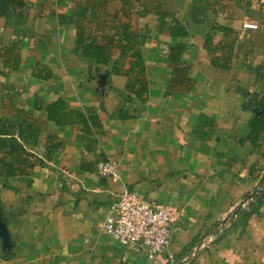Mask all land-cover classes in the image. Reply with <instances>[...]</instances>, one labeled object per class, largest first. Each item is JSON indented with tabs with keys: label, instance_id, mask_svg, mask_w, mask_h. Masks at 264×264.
I'll use <instances>...</instances> for the list:
<instances>
[{
	"label": "crops",
	"instance_id": "crops-1",
	"mask_svg": "<svg viewBox=\"0 0 264 264\" xmlns=\"http://www.w3.org/2000/svg\"><path fill=\"white\" fill-rule=\"evenodd\" d=\"M27 3L0 17V264H264V0ZM124 188L177 210L154 260L100 231Z\"/></svg>",
	"mask_w": 264,
	"mask_h": 264
},
{
	"label": "built area",
	"instance_id": "built-area-1",
	"mask_svg": "<svg viewBox=\"0 0 264 264\" xmlns=\"http://www.w3.org/2000/svg\"><path fill=\"white\" fill-rule=\"evenodd\" d=\"M95 173L99 178H120L118 168L111 159L96 162ZM242 205L245 206V203ZM176 215L173 205L144 199L136 191L124 188L101 220L100 231L114 242L136 248L149 260H154L172 242ZM205 246L204 241L193 245L188 251V259H195Z\"/></svg>",
	"mask_w": 264,
	"mask_h": 264
},
{
	"label": "trees",
	"instance_id": "trees-1",
	"mask_svg": "<svg viewBox=\"0 0 264 264\" xmlns=\"http://www.w3.org/2000/svg\"><path fill=\"white\" fill-rule=\"evenodd\" d=\"M10 2H13L11 0H0V17L6 16V15H18L19 17H23L27 11L28 6L25 4L23 0H18V4L20 6L19 12H13L10 11L11 5ZM84 10V9H83ZM81 10V14L84 13V11ZM82 35L80 34L78 36V43L81 42ZM83 39V38H82ZM83 41V40H82ZM82 53L86 56L94 57L98 60H100L101 57H104V52L99 46L87 44L82 45ZM89 53L91 55H89ZM88 54V55H87ZM264 126V108H262L261 113L252 121V132L251 134H257L260 127Z\"/></svg>",
	"mask_w": 264,
	"mask_h": 264
},
{
	"label": "water",
	"instance_id": "water-1",
	"mask_svg": "<svg viewBox=\"0 0 264 264\" xmlns=\"http://www.w3.org/2000/svg\"><path fill=\"white\" fill-rule=\"evenodd\" d=\"M0 244L2 250H10L12 248V242L10 237V232L6 223L4 222L2 215L0 213Z\"/></svg>",
	"mask_w": 264,
	"mask_h": 264
},
{
	"label": "rangeland",
	"instance_id": "rangeland-1",
	"mask_svg": "<svg viewBox=\"0 0 264 264\" xmlns=\"http://www.w3.org/2000/svg\"><path fill=\"white\" fill-rule=\"evenodd\" d=\"M11 1H13V2L9 3L11 5L9 10L13 11V12H19L20 6H19V4L17 2L18 0H11ZM23 1L25 2V4L28 5L27 0H23Z\"/></svg>",
	"mask_w": 264,
	"mask_h": 264
}]
</instances>
